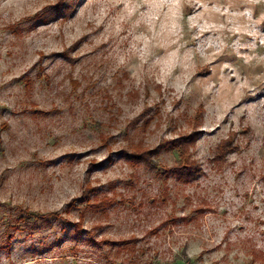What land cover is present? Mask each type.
Returning <instances> with one entry per match:
<instances>
[{
	"label": "rangeland",
	"instance_id": "374dc122",
	"mask_svg": "<svg viewBox=\"0 0 264 264\" xmlns=\"http://www.w3.org/2000/svg\"><path fill=\"white\" fill-rule=\"evenodd\" d=\"M0 264H264V0H0Z\"/></svg>",
	"mask_w": 264,
	"mask_h": 264
}]
</instances>
